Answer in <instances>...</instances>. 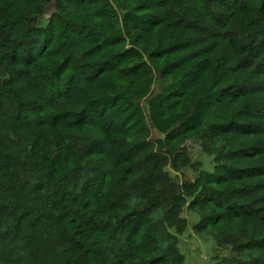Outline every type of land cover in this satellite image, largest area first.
Instances as JSON below:
<instances>
[{
  "label": "clouds",
  "instance_id": "9594fccd",
  "mask_svg": "<svg viewBox=\"0 0 264 264\" xmlns=\"http://www.w3.org/2000/svg\"><path fill=\"white\" fill-rule=\"evenodd\" d=\"M258 242L264 0H0V264H264Z\"/></svg>",
  "mask_w": 264,
  "mask_h": 264
},
{
  "label": "trees",
  "instance_id": "16d2710c",
  "mask_svg": "<svg viewBox=\"0 0 264 264\" xmlns=\"http://www.w3.org/2000/svg\"><path fill=\"white\" fill-rule=\"evenodd\" d=\"M186 46H177L174 44H170L167 48V50L163 53H157L156 54V58L159 60H163L164 58H169L170 62L175 64L177 67H181V61L183 60L184 55L186 54ZM193 59H196V54L192 53L191 54ZM175 58V59H172ZM212 71V66L211 64L205 66L204 68H202V74H201V78L200 80H198L192 87L193 88H197L202 86V84L206 81L207 77L210 75ZM179 103H178V107L180 106V104L183 102V98L182 97H178L176 98ZM165 115H168L167 113ZM243 159H251L253 157H249V156H244L242 157ZM258 170L257 169H252L251 172L253 175H260L261 173H256ZM260 244H264V242H258Z\"/></svg>",
  "mask_w": 264,
  "mask_h": 264
}]
</instances>
